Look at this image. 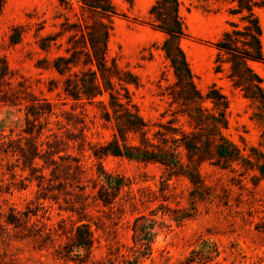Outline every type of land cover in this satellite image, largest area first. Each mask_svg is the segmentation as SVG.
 I'll return each mask as SVG.
<instances>
[{"label": "rangeland", "instance_id": "1", "mask_svg": "<svg viewBox=\"0 0 264 264\" xmlns=\"http://www.w3.org/2000/svg\"><path fill=\"white\" fill-rule=\"evenodd\" d=\"M110 2L116 14L80 0H0V264H128L138 255L132 224L141 215L151 220L152 244L137 264H264V178L256 170L264 108L228 78L241 59L215 46L232 23L242 30L240 16L230 14L229 0H179L185 35L177 42L194 83L203 94L215 84L228 99L219 130L242 158L223 163L204 145L211 122L197 126L171 97L175 77L161 50L170 37L148 18L156 0ZM254 12L264 55V6ZM101 22L109 27L108 65L138 78L125 87L146 123L141 131L62 91L89 69L84 52L72 59L66 49L81 47V34ZM59 57L72 60L57 63L61 73ZM246 63L264 89V60ZM203 106L217 114L210 102ZM192 134L201 139L197 150L173 142ZM113 142L134 157L103 154ZM145 151L177 153L181 165L144 161ZM80 226L90 231L89 250L74 243Z\"/></svg>", "mask_w": 264, "mask_h": 264}, {"label": "trees", "instance_id": "2", "mask_svg": "<svg viewBox=\"0 0 264 264\" xmlns=\"http://www.w3.org/2000/svg\"><path fill=\"white\" fill-rule=\"evenodd\" d=\"M80 2L100 13L110 15L116 14L110 0H80ZM133 5V0H128ZM232 4L230 14L239 15L243 23L242 30L238 25L232 23L233 29L224 32L223 36L215 43L218 51L229 54L232 58L241 59L242 66L232 63L228 78L234 86L240 88L245 98L257 103L258 107L264 108V89L262 80L246 63L250 61H263L264 55L262 50L261 35L262 30L258 18L254 12L255 8L264 6V0H229ZM179 0H156L155 4L149 11V24L154 28L160 29L169 35V39L164 40L161 50L163 51L175 77V91L171 93L174 101L182 103L186 116L200 126V124H209L211 122V132L207 134L204 145L206 147L213 145L215 154L219 162L234 161L242 158L239 149L232 143L226 141L221 135L219 128L225 127L227 120L225 117L228 108V99L218 91L215 84L208 87L205 94L201 93L193 79L191 67L186 59L184 51L179 46L177 39L185 35V31L179 17ZM109 27L104 23H99L98 28L94 31L82 33L79 44L81 47L72 46L66 49L71 53L74 59L81 52H84V64L89 67L88 71L80 72L75 75V79L68 78L63 83L62 91L74 101L85 99L87 102L100 103L105 107L104 116L109 118L110 112L117 118L125 122L128 130H143L146 127L145 121L135 112L132 111L134 106L130 104L129 91L125 85L138 86V78L131 72L125 73L126 77L119 75L120 68L113 62L108 65L106 59L107 39ZM71 58L59 57L54 62V68L60 72L58 62L70 64ZM220 70L218 66L216 72ZM125 91L123 96L114 93V81ZM107 93V98L104 94ZM99 98H102L101 100ZM124 100V101H123ZM204 102H210L217 114L207 112L203 106ZM110 110V111H109ZM202 128V127H201ZM120 132V131H119ZM181 140L182 145L187 151L197 150L201 144V139L192 134L184 135L180 139H173V142ZM110 149L107 148L103 154L110 153L115 156H126L133 158L134 154L127 149H122L116 142L110 143ZM166 155H157L145 151L140 157L144 161L159 162L166 167H180V159L177 153L166 152ZM262 161H258L256 170L264 178V154L259 153ZM151 220L145 215L138 216L132 224V239L134 244V260L128 264H137L139 255L150 253L152 240L148 229L151 227ZM144 238H147L144 241ZM74 243L78 248L89 250L92 246L90 231L84 226L76 228L74 234ZM140 250H143L140 251ZM140 252V253H139ZM66 256V255H63Z\"/></svg>", "mask_w": 264, "mask_h": 264}]
</instances>
